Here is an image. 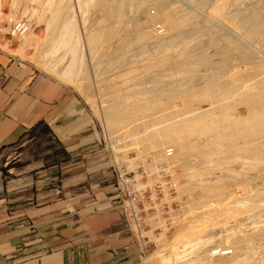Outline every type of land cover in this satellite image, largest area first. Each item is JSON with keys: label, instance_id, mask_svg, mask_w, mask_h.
<instances>
[{"label": "rangeland", "instance_id": "obj_1", "mask_svg": "<svg viewBox=\"0 0 264 264\" xmlns=\"http://www.w3.org/2000/svg\"><path fill=\"white\" fill-rule=\"evenodd\" d=\"M97 1L100 3V2H103L106 0H77V2H76V0H66V1L65 0H4L3 10H2V14L0 16V49L5 51V53L9 55L13 62L28 66L29 68L33 69L34 71L46 74V72L45 71L43 72L41 68H39L38 66H35L36 64L34 62L39 61V58H41V57L43 58L42 54L44 53L45 48L47 49V46L50 45L49 43H50L51 38L55 36V33H53V31L61 30L60 33L64 34V36L60 34L63 37L62 39L60 38L61 36L58 37L59 39H61L60 43H59L60 44L59 47L58 48L55 47V50L52 53H50L51 56L47 55L48 57L46 56V58L44 57V59H46V60L48 59L47 62H49L50 64L52 63V65L56 64V70L57 71L61 72V70H62V72H64L67 69L70 70L72 72V74L77 75V77L80 79L82 85L80 86L79 89L75 86H74L75 88L74 87L72 88L71 86L64 84L61 81V79L58 78L57 76H53V75L50 76L48 74H46V75L55 79L59 83L68 86L73 92H75V94H77V96L79 97L81 102L85 105L89 116L92 118V125L94 127V130L100 136L101 147L103 149H105L106 154H107L113 168H115L117 170L118 179H120V178H122V179H124V178L133 179V178H135L132 185H130V191L132 193H134L132 199H134L133 204L137 208V210H136V216L132 217V219H133V220H131L132 225L129 222V226L135 232L137 239L143 245V248H144L143 258L145 260V262H143L144 264H193V263L200 264V262L197 263V258H198V256L202 255L203 251H204L203 254H206L207 250L208 251L210 250L209 252L211 253V255H210V253L208 252V254L211 256L209 264L212 261H213L212 264H214V262H215V264H222V263L223 264H252V263L253 264H264V233H263V231H264V215L261 216L262 213H264V145L262 143L251 144V143H256V142L255 141L254 142L253 141L247 142V140H245L246 141V143H245V141H244L245 137H244L243 139L241 138L242 140H240V139L230 140L229 139L228 141H230V142H228L226 140L227 141L226 143L224 141V144L215 145V148L201 149L202 151L198 150L197 152H193L192 147L189 148L190 146H188V144L187 145H179L178 143L175 146L170 145V144H166L167 145L166 148L164 147L166 145H163L162 146L163 149H162V147L149 148L148 146L147 147L144 146L145 145L144 142L142 144V142H136V141L133 142V140L129 141V140L123 139V137L125 135L123 133L121 134V132L119 134L110 132L109 129L107 128V126L105 127L103 121L101 120V115H100L101 113H99V110L94 108V107L92 108L91 103L89 102V101L94 100L95 103H97L102 98L109 96L110 99H106V100H105V98L102 99V101L104 100L105 102H107V100H112L111 96H113V95L115 96L113 98H115L116 100L119 97L123 98V97H125V93L126 94L129 93V90L132 87V85L136 84L137 81H139V82L143 81L142 83H143V86L145 87V88L144 87L143 88L147 92H150V94H151V91L156 90V89H157L156 91L158 92V94H157L156 91H153V93L151 94V96H153V97L149 98L150 102L148 103L149 104L148 107L152 109V105L157 104L156 107H158L160 109L162 108L161 110H163V107H164V109L166 110L165 112H167V110L169 109L168 107L171 106L175 109L173 110V108L171 109V107H170L168 112H172V110H173L174 113L173 112L172 113L176 115V119H180L178 117L180 115H182L183 112L187 111V109L184 107L185 102H183L181 99H179L180 97H176V96H173V97L171 96L170 98L165 99L166 97L163 96L164 94L160 92V90L164 89V86L167 87L168 89H174L175 91L177 89V92L186 91L187 88L189 89L191 87H195L196 85H197L196 87L203 86L204 82H205L204 80H206L209 77H212L214 72H215L214 76L220 75V78H222L221 81L222 80L225 81L224 83H227L225 85H228V86L231 85L232 87L235 84H232V83L230 84V82H228V81H230L231 77L235 74H239V76L242 75L240 77L243 79V81L248 80L250 78V76L248 77L245 72L251 63V60H254V61H252V63H256L257 60H255V58L256 59L258 58L260 60V61L258 60V62H262L261 64H264V59H263L264 58V49H263L264 48V37H262V33L264 32V14H263L264 13V0H256L258 2L257 4H256L255 0H252V1L251 0L250 1L249 0H241V2L242 1L243 2L240 4V6L243 5L242 6L243 8H241L240 6L238 8L236 6H233V8H232V6H229L228 7L229 9H227V18L217 21L218 23L220 21H223L219 24H216L217 22H214L216 27L219 25L220 26L217 28L215 27L216 32L214 33V35H212L213 40H214V41L212 40L213 43L211 42V45H209L210 43H208L207 41L204 40L206 42L207 48H206V45L204 43L202 46L205 48L202 47V49H201L202 51L198 50V52L197 51H196V53L194 52L195 54L194 53L191 54L194 57H192L189 54L190 57L188 56V58H191V57L193 58V61H191L192 63H190V64H193V66H194V67L192 66L194 68V75H192V77H190V80L186 81V80L182 79L183 80L182 81L179 78H177V79L174 78V79H171L173 81L172 82L171 80H165L164 79L165 82L168 81L167 84H165L164 81L159 80L161 83L158 82L156 85L157 87L155 86V84L158 80L157 81H155V80L158 77L162 76V75H159V73H161V74L164 73L163 71H160V70L164 69V71L166 73V70L168 69V65H169V69L167 70V73H168V71H171V68L174 70L179 68V65H181V63L179 61H182V58L180 57L181 58L180 59L179 57L175 56L174 54L169 53L166 57L173 55V56L168 58V60H170L171 61L170 63H172V64H170L169 61L166 62L164 60V64L162 63V65H159V64L156 65V63H159L158 61H156V59H159V58L165 59L164 58L165 56L162 53H160V49L151 48L150 43H145L141 47V44L138 45L139 43L136 40H133V42H132L133 44L131 45V48L133 46L134 49L130 48L129 50H127V49H124L125 47L123 49L121 48L122 45L120 43H123V39H124V37H126V34L128 33L127 36H129L130 38H131V35L134 37L135 35H133L134 33L132 31L137 30V26H136L137 23H139L140 21L143 22V20H145L147 17V15L143 12V9L141 7H140V9H138L139 7H137V6H135L136 9L133 7L136 11L133 8L127 9V8L123 7L124 10L122 9V12H123L122 13L123 16L121 19L122 21L118 22L117 27L116 26L114 27L115 30L113 31L111 29V31H110V28H109L105 33L102 34V36H100V37L98 36V40L96 42L97 46L94 44L93 47L91 48V44L88 43V42H90V40H89L90 36H88V34L91 33V31H89V30L91 29V26H93V24L96 20V17H99L98 11H99V14L103 12V10H101V12H100L101 6L99 5V3ZM246 1H248V2L246 3ZM204 2L207 4V7H206V4L203 3V7L201 10L196 9L198 11V13L196 12V10H194L195 12L193 11L195 14H197V15L199 14L196 17L197 20H198V17H200L198 22L200 20L204 19L206 17V15L208 17V14H206V13H207V11H210L209 9H210L211 5L213 4V0H205ZM250 2H251V4H250ZM48 3H50V5ZM56 3H57V5H55ZM47 4H48V6H47ZM63 4L65 7L63 6ZM184 4H185V6H187L185 8L189 9L188 8L189 3L186 4L184 2ZM244 4H245V6H244ZM253 4L256 6L253 7L252 6ZM98 5H99V7H98ZM257 5H259V7ZM251 6L254 9H251ZM189 7H190V5H189ZM50 8H52V9L50 10ZM53 8H56L57 10L56 9L53 10ZM203 8L205 9V11H203L204 10ZM64 9H66V10H64ZM257 9H259L261 12L260 11H254ZM246 10H247V12L251 11L253 13L259 12L258 14L261 18V19L260 18L259 19L262 21L261 28L259 31V36H258V38L260 37L259 39H261L260 43L257 40L256 41L254 40L251 42L249 41V43L250 44L253 43V45H249L247 43L248 45L246 44V46H248L247 47L248 49L245 48L246 47L245 44H244V47L239 46V45H242L243 43L240 44V42H238L239 34H242V32H245L248 25L244 21L241 22L242 24L239 23L238 21L236 22L235 20H233V17H232L235 15V13H238V14L244 13V11H246ZM200 11H202V12L200 13ZM239 11H241V12H239ZM204 12H206V13H204ZM247 12L245 14L251 13V12H248V13ZM53 13H54V16H53ZM70 14L72 17L68 18V17H70ZM137 14H139V16ZM141 14H142V16H141ZM202 14L203 15L206 14V15L203 16ZM66 20H68V21H66ZM160 22L161 21H158V20L153 21L154 27L152 26V24H153L152 23L150 29L155 28L154 30H156L157 33H160L162 35V34H164V28L165 27H164V24H161L162 22L161 23ZM236 23H239V24H236ZM134 25H135V27H134ZM244 25H247V26H245L246 28H244ZM241 26H242V29H240ZM116 28H117V30H116ZM219 30H221V31H219ZM109 31H110V34H109ZM158 31H160V32H158ZM113 32H114V34H113ZM129 32H130V34H129ZM238 32H240V33H238ZM260 33H261V35H260ZM112 34H113V36H112ZM225 34H227V35H225ZM235 34L238 36H235ZM219 35H220V37H219ZM85 36H86V38H85ZM221 37H223V38L221 39ZM53 39H52V41H53ZM57 39H55L54 41H57ZM59 39H58V41H59ZM134 39H136V38L134 37ZM102 40H104V41H102ZM225 40H227V41H225ZM54 41H53V43H54ZM56 43H58V42H56ZM62 43L64 45H61ZM244 43H246V41ZM86 44H87V46H86ZM101 45H102V47H101ZM57 46H58V44H57ZM136 46L137 47L139 46L138 47L139 50ZM145 46H146V48H144ZM232 46H233V48H232ZM215 47H217V48H215ZM236 47L237 48L240 47V49L242 48L241 53H240V49H237ZM142 48H144L145 50ZM117 49H118V51H117ZM223 49H224V51H223ZM96 50L98 51V53ZM156 50L157 51L159 50L158 53ZM210 50H212V51H210ZM94 51H96V52H94ZM123 51H125V52H123ZM138 51H139V53H138ZM142 51H144V52H142ZM18 52H20V53H18ZM244 52H245V54H243ZM256 52H258V54ZM22 53L26 54L27 57H31V56L35 57L36 60L33 59L35 61L33 62V60H32V62H30V60H28L29 58H23V55H21ZM76 53H77V55H76ZM91 53H93V55ZM97 54L100 56H97ZM104 54L107 56H105ZM129 54H131V55H129ZM143 54H144V56L145 55L147 56V54H148V56H147L148 58L144 57ZM202 54H203V56H202ZM205 54H206V56H204ZM208 54L210 56V57L208 56L209 58L207 57ZM210 54H212L213 56L215 55V56L212 57V55H210ZM259 54H260V57H259ZM160 55H161V57H160ZM246 55H248V57ZM254 55H256L257 57L255 56V58H254ZM99 57H101V58L99 59ZM173 57H174V59H173ZM204 57L208 58V61H206L205 60L206 58H204ZM42 58L40 60H42ZM143 58L145 60L146 59L147 60L145 61ZM150 58L152 60L156 61V62L152 61L153 63L155 62L154 65L150 64L151 67L154 66L153 69H155V71L153 69L150 70V68H148L151 72H149L148 69L145 70L147 65L151 62ZM177 58H178V60H177ZM210 58L214 59L213 62H212V59H210ZM203 59H204V62H203ZM70 60H71V62H70ZM118 60L120 62H118ZM172 60H173V62H172ZM196 60H197V62H196ZM248 60H249V63L248 62L244 63V61H248ZM261 60H263V61H261ZM112 61H114V62H112ZM175 61H177V62H175ZM199 61H201V62H199ZM115 62L118 63V65H116ZM140 62H142V63H140ZM242 62H243V65H242ZM145 63H148V64H145ZM165 63H167L168 65H166ZM177 63H179V64H177ZM201 63L204 64L205 66L202 65ZM227 64H229V65H227ZM244 64H245V66H244ZM144 65H145V67H144ZM172 65H173V67H172ZM208 65H210V66H208ZM120 66H121V68H120ZM127 66H130V67L127 68ZM131 66H132V68H131ZM158 66L159 67L162 66L164 68L161 67V69H159V68L156 69L155 67H158ZM170 66H171V68H170ZM174 66H175V68H174ZM202 66H204V67H202ZM239 66H240V68H243V69H239V68L236 69ZM97 67H98V69H97ZM116 67L117 68L119 67V68L117 69ZM165 67H166V70H165ZM143 68H144V71H143ZM219 68H221V69H219ZM134 69H136L135 73H134ZM197 69H200V71H198ZM208 69H209V71H208ZM129 70H131V71H129ZM127 72L129 75L127 74ZM132 72H133V74H132ZM144 72L146 75H144ZM237 72H240V73H237ZM241 72H243V73H241ZM116 73H118V74H116ZM153 74H155V75L153 76ZM118 75H121V76L119 77ZM149 75H151V76H149ZM207 75H208V77H207ZM146 76L148 77V79L151 77L150 79L153 81H151L150 79L148 80L146 78ZM194 76H195V78H194ZM252 76L253 75H251V78H252ZM254 76H253V78H254ZM258 76H259V74H258ZM258 76H256L257 78L255 77L256 78V79H254L255 82L254 81L249 82V80H248L249 84L256 83L257 79L259 81ZM118 77L120 79H122V80H120L121 82L119 81V79H117ZM124 77H126V78H124ZM205 77H206V79H205ZM111 78L112 79L114 78V79L112 80ZM167 78L168 77H166V79ZM144 79L146 81L145 82L146 84L144 83ZM224 79H228V80L226 81ZM242 79H241V82H242ZM103 80H105V81H103ZM107 80H109V81H107ZM260 80L264 81V78L262 77V78H260ZM182 82H183V84H179ZM119 83H120V85H119ZM184 83L186 85H184ZM101 84H104V85H101ZM121 84L122 85L124 84L123 87ZM158 84H162L160 86L162 88H160L158 86ZM177 84H179L178 87H177ZM129 86H131V87H129ZM151 86H153L155 88H153ZM113 87H114L115 91H114ZM234 87L236 88L237 85H235ZM234 87H233V89H235ZM151 88L153 90H151ZM158 88L160 90H158ZM84 89H88L87 91L92 93V94H90L93 97V98H91V100H89L86 97L87 94H85V93L83 94V92H85ZM127 90H128V92H126ZM122 92H123V94H122ZM224 95L227 96V94H224ZM228 95L230 96V94H228ZM225 96H224L225 100H223L224 99L223 96H220L223 99L217 98L215 101L219 102V100H220L222 102V100H223L224 102H226V104L224 103L225 105H227L228 103L231 102L230 103L231 105L228 104L227 106H233V108L237 107L236 109H234V111L232 110L233 108L231 107V110H232L231 116H233L235 118H239V119L240 118L241 119L246 118L245 116L248 115L247 114L248 110L241 103H239L240 106L238 105V103L236 102L237 96L236 95H234L233 97L230 96L231 100L229 97H225ZM106 98H108V97H106ZM227 98H229V100ZM86 99H88L89 101L88 102L85 101ZM159 99H160V101H157ZM209 99H211V97L208 98L207 100L205 99L206 102L204 100H201L203 102H197V101L193 102L195 104V106L193 104L191 108L196 109V110L192 109V110H195L193 112H196V113H194V116H195V114H197V112H200L201 110H205V109H207V112H205V115L208 114L207 117H209V115L211 114L209 119L213 118L214 115H216L218 113L220 107H222V106H218L217 104L221 105L223 102L220 104V102L219 103L213 102L214 99H211V100H209ZM226 100H228L229 102ZM104 101L103 102L100 101L101 106H102V104L104 106V107L102 106L103 109L106 107V105L112 104V101H110V103L107 102L108 104L105 103ZM169 101L171 102V104L172 103H174V104L171 105L169 103ZM198 101H200V100H198ZM182 102H183V104H182ZM210 102H212V104L214 103L213 105H214V107L216 106L218 108L217 109L218 111L213 108V106ZM158 103H159V105H158ZM150 104H151V106H150ZM200 104L203 107L200 106ZM207 104H209V105H207ZM175 105H176V107H174ZM209 106H212V108L214 110H212V108H209ZM223 107H225V106L223 105ZM151 109L149 110V112L151 111V113H153L154 110L152 111ZM184 109H186V110L184 111ZM208 109L209 110L211 109L214 112V114H212L213 112L211 110L209 111ZM215 111H217L216 114H215ZM156 112L157 111H155L153 114H151L150 117L153 116V120L150 121V123L145 122V124L147 123L148 126L150 125L147 128L151 129V131H153L152 128H154L156 124L158 125V127L161 126L160 122L157 123L158 121H156L155 119L158 117V114L160 116V114L162 112H160L158 114ZM163 112H164V110H163ZM237 114L238 115L240 114V115L238 116ZM212 115H213V117H212ZM203 116H204V114H203ZM154 117H155V119H154ZM180 117L182 118L183 116H180ZM151 122L154 123V124L152 123L154 127L152 126ZM143 124L144 123H142V124L139 123V125L145 126ZM161 124H163V123H161ZM151 126H152V128H151ZM147 128L142 127L140 129L141 130L140 133H143L142 131L144 129H147ZM149 129H147V130L150 131ZM263 132H264V129H263ZM151 133L153 134V132H150V134ZM119 136H122V137H119ZM119 138L121 140H119ZM195 138H196V140H198L197 136ZM262 139H264V133H263L261 140H260V142L264 143V140H262ZM231 141H233V142H231ZM243 141H244V143H243ZM22 143L24 144V146L22 147L21 150H26L29 153V155L32 157H42V156H47V155L52 156L55 153H59L61 150L59 148L57 142L53 139V137L51 135L47 134L44 127L29 131L25 135V138L22 141ZM231 143H233V144H231ZM236 143H237V145H236ZM217 146H219L220 148L219 147L217 148ZM19 151L20 150L18 149V152ZM207 187L209 190L205 189ZM218 190L223 192V196H221L222 193L220 195L218 194ZM222 190H224V191H222ZM220 191H219V193H220ZM207 193H208V195H207ZM216 193L219 196L218 198L216 197ZM201 195L203 196V198ZM212 195H214V196H212ZM228 197L231 199H229ZM223 198L227 201V208H225L226 202ZM223 201L225 202V204ZM228 201H230V202H228ZM232 201H233V204H231V205H236V201L237 202L239 201L238 204L242 203L241 204V205H243L242 210H244V209L245 210L242 212L243 214L241 213L240 215H238L241 218L240 217L237 218L235 216H230L229 213L227 212V211H229L228 203L230 204ZM244 205H246V206H244ZM222 207H224L225 210H227V211H225V210L220 211L222 209ZM198 209H199V211H198ZM246 209H248V210H246ZM224 211H225V214L224 213L220 214L221 212H224ZM212 212L215 216L212 214ZM218 212H219L220 216L218 215ZM222 215H224V216H222ZM255 215L258 217H256ZM208 216H210V217H208ZM231 217H233V219H235V220H232ZM262 217H263V219H261ZM204 220H206V221H204ZM256 221H257V223H256ZM199 222L201 224H199ZM237 222H239V224ZM247 222H249V224ZM197 223H198V225H197ZM259 223H260V225H259ZM261 224H262V226H261ZM194 225L201 227V230L198 232V234L196 233L197 235L195 233L194 234L190 233V230L194 227ZM203 227H204V229H203ZM254 227H256V228H254ZM261 227H262V230H261ZM231 228H233V229H231ZM249 228H252L251 231L249 230ZM202 230H204V234H203ZM253 230L256 233V235L258 234V232L261 235L259 234L256 237L255 233H252ZM256 230L258 232H256ZM240 232L243 234H241ZM249 232H250V237L247 236V235H249L248 234ZM252 234H254V238H253ZM241 235H242V238L240 237ZM209 236L211 237V239ZM243 236L245 237L244 240H242L244 238ZM198 237H200V238H198ZM246 237L247 238L249 237V239L251 240L250 244H247V242L248 241L250 242V240L247 239ZM251 238H253V240ZM196 239L197 240L200 239L202 241L203 240L204 241H210L213 239L212 241L215 245H212L213 243L211 242L212 244L211 243H210V245L204 244V246L202 247L201 246L202 244L200 243L202 241L199 242V241H196ZM190 240H192V241L190 242ZM226 240H228V241H226ZM245 240H246V242H245ZM198 243L201 244V245L199 244L200 245L199 247L197 246ZM172 245H174V246H172ZM215 246L216 247L219 246V248L217 249ZM233 246H235V247H233ZM212 247H215V248L212 249ZM255 248L257 251L255 250ZM173 249H175V251ZM221 249L225 252H223V251L220 252ZM211 250H213V251H211ZM248 252H250V253H248ZM252 252H254L255 254H256V252H258L256 254L257 257L254 253L252 254ZM247 254H249V255H247ZM250 257L252 259V262H251ZM254 259H255V261H254ZM150 260H151V262H150ZM261 260H263V262ZM189 262H192V263H189ZM201 264H203V263L201 262Z\"/></svg>", "mask_w": 264, "mask_h": 264}, {"label": "crops", "instance_id": "obj_2", "mask_svg": "<svg viewBox=\"0 0 264 264\" xmlns=\"http://www.w3.org/2000/svg\"><path fill=\"white\" fill-rule=\"evenodd\" d=\"M41 127L59 153L21 150ZM117 174L77 94L0 49V264H144Z\"/></svg>", "mask_w": 264, "mask_h": 264}, {"label": "bare ground", "instance_id": "obj_3", "mask_svg": "<svg viewBox=\"0 0 264 264\" xmlns=\"http://www.w3.org/2000/svg\"><path fill=\"white\" fill-rule=\"evenodd\" d=\"M66 1V0H65ZM205 0H106V1H103V2H98L99 3V5L101 6V8H100V12H101V10H103V12L102 13H100L99 14V11H98V15H99V17H96V20H95V22H94V24H93V26H91V29L89 30V31H91V33L90 34H88V36H90V42H88L89 44H91V48L93 47V45L95 44L96 45V42H97V40H98V36L100 37V36H102V34L103 33H105L109 28H110V31H111V29L114 31L115 29H114V27L116 26L117 27V24H118V22H120V21H122L121 19H122V16H123V12H122V9H123V7L124 8H135L136 9V7L135 6H137V7H139L138 9H140V7L143 9V12L147 15V17H146V19L145 20H143V22L142 21H140L139 23H137V30H135V31H132L134 34L133 35H135L134 37L136 38V39H134V37L131 35V38L129 37V36H127V34H126V37H124V39H123V43H120L121 45H122V49L124 48V49H127V50H129L130 48H131V45L133 44L132 42H133V40H136L139 44L138 45H140L141 44V47H142V45H144L145 43H150L151 44V48H158V49H160V53H162L165 57V59H156V61H158L159 63H156V65L157 64H159V65H162V63L164 64V60L167 62V61H169V63L171 62L170 60H168V58L169 57H171V56H173V55H171V56H169V57H166L169 53H172V54H174L175 56H177V57H181L182 58V61H179L180 63H181V65H179V68H177V69H172L171 68V66H170V68H171V71H168V73H167V70L169 69V65L167 64V63H165L166 65H168V69L166 70V67H165V70H166V73H165V71H164V69L163 70H160V71H163L164 73L163 74H161V73H159V75H162V76H160V77H158L155 81H157L156 82V84H155V86L157 85V83L158 82H160L159 80H161V81H164V79L165 80H171V79H174V78H179V79H183V80H190V77H192V75H194V66H193V64H190V63H192L191 61H193V58L192 57H194V56H192L191 54H193L194 52L196 53V51L198 52V50L199 51H202L201 49H202V45L205 43V45H206V42L205 41H207L208 43H210L209 45H211V42L213 43V37H212V35H214V33L216 32V28L217 27H219V26H217L216 27V25L214 24V22H217V21H219V20H223V19H225V18H227V9H229L228 7L229 6H232V8H233V6H236L237 8L240 6V4L243 2H241V0H213V4L211 5V7H210V11H207V13L206 12H204V13H206V14H208V17H207V15L206 14H204V15H206V19L204 18V19H202V20H200L199 22H198V20H199V18L200 17H198V20H197V16L199 15H197V14H195L194 12V10H196V9H199V10H201L202 9V7H203V3H205L204 2ZM250 1V0H249ZM252 1V0H251ZM3 2H4V0H0V16H1V14H2V10H3ZM52 2V1H51ZM63 2V1H62ZM76 2H77V0H76ZM184 2L186 3V4H188V8L189 9H187V8H185V7H187V6H185V4H184ZM188 2V3H187ZM248 1H246V3H247ZM255 2H256V4L258 3L256 0H255ZM55 3V2H54ZM208 3V2H207ZM245 3V4H246ZM254 3V2H253ZM49 5H50V3H48ZM48 4H47V6H48ZM206 4V3H205ZM210 4V3H209ZM245 4H244V6H245ZM250 4H251V2H250ZM55 5H57V3L55 4ZM99 5H98V7H99ZM189 5H190V7H189ZM53 6V5H52ZM63 6H64V4H63ZM243 5H241L240 7L241 8H243L242 7ZM250 6V5H249ZM253 7L254 6H256V5H252ZM252 6H251V9H254V8H252ZM258 7H259V5H257ZM56 7V6H55ZM65 7V6H64ZM74 7V6H73ZM206 7H207V4H206ZM257 7V8H258ZM59 8V7H58ZM72 8V7H71ZM75 8V7H74ZM133 8V9H134ZM209 8V7H208ZM231 8V9H232ZM52 8H50V10H51ZM54 9H56V8H53V10ZM93 9V8H92ZM134 9V10H135ZM141 9V10H142ZM204 9V8H203ZM235 9V8H234ZM261 9V8H260ZM57 10V9H56ZM59 10V9H58ZM64 10H66V9H64ZM96 10V9H95ZM124 10V9H123ZM126 10V9H125ZM238 10V9H237ZM60 11V10H59ZM88 11V10H87ZM128 11V10H127ZM136 11V10H135ZM134 11V12H135ZM194 11V12H193ZM203 11H205V9L203 10ZM229 11V10H228ZM253 11V10H252ZM254 11H260L259 9H257V10H254ZM62 12V11H61ZM94 12V11H93ZM129 12V11H128ZM196 12L198 13V11L196 10ZM202 11H200V13H201ZM238 12V11H237ZM239 12H241V11H239ZM247 12V10L246 11H244V13H235V15L234 16H232L233 17V20H235L236 22L238 21L239 23H241L242 21H244L245 23H247V25H248V27H247V29L245 30V32H242V34H239V36L238 35H236L235 34V36H238V42H240V44L241 43H243L242 45H239V46H243L244 47V44H245V46H246V44L248 43L249 45H253V43H249V41L251 42V41H259V43H260V40L261 39H259L258 38V36H259V31H260V28H261V23H262V21L260 20L261 18H260V16H259V12L258 13H256V12H251V11H248V12H251L250 14H245ZM247 12V13H248ZM261 12V11H260ZM51 13V12H50ZM127 13V12H126ZM125 13V14H126ZM132 13V12H131ZM130 13V14H131ZM143 13V14H144ZM84 14V13H83ZM89 14V13H88ZM133 14V13H132ZM136 14V13H135ZM262 14V13H261ZM264 14V13H263ZM52 15V14H51ZM138 16H139V14H137ZM203 15V14H202ZM203 15V16H204ZM233 15V14H232ZM243 15V16H242ZM53 16H54V13H53ZM126 16V15H125ZM141 16H142V14H141ZM229 16V15H228ZM263 16V15H262ZM51 17V16H50ZM72 16H71V14H70V17H68V18H71ZM84 17V16H83ZM89 17V16H88ZM202 17V16H201ZM230 17V16H229ZM228 17V18H229ZM66 18V17H65ZM64 18V19H65ZM130 18V17H129ZM260 18V19H259ZM67 19V18H66ZM91 19V18H90ZM231 19V18H230ZM135 20V19H134ZM133 20V21H134ZM155 20H158V21H161L160 23L161 24H164V34H160V33H157L156 32V30H154V29H150L151 28V24L153 23V21H155ZM232 20V21H233ZM59 21V20H58ZM62 21V20H61ZM66 21H68V20H66ZM65 21V22H66ZM88 21V20H87ZM93 21V20H92ZM139 21V20H138ZM226 21V20H225ZM142 22V23H141ZM221 22H223V21H220L219 23H221ZM60 23V22H59ZM85 23V22H84ZM155 23V22H154ZM154 23L152 24V26L154 25ZM218 22L216 23V24H219ZM225 23V22H224ZM239 23H236V24H239ZM244 23V24H245ZM64 24V23H63ZM135 24V23H134ZM228 24V23H227ZM233 24V23H232ZM235 24V25H236ZM242 24V23H241ZM54 25V24H53ZM86 25V24H85ZM120 25V24H119ZM129 25V24H128ZM247 25H244V28H246L245 26H247ZM57 26V25H56ZM55 26V27H56ZM90 26V25H89ZM124 26V25H123ZM229 26V25H228ZM238 26V25H237ZM58 27V26H57ZM134 27H135V25H134ZM154 27V26H153ZM152 27V28H153ZM216 27V28H215ZM63 28V27H62ZM61 28V29H62ZM157 28V27H156ZM225 28V27H224ZM60 29V28H59ZM58 29V30H59ZM122 29V28H121ZM124 29V28H123ZM132 29V28H131ZM221 29V28H220ZM227 29V28H226ZM233 29V28H232ZM240 29H242V26H241V28ZM116 30H117V28H116ZM125 30V29H124ZM134 30V29H133ZM222 30V29H221ZM221 30H219V31H221ZM236 30V29H235ZM110 31H109V34H110ZM128 31V30H127ZM130 31V30H129ZM218 31V32H219ZM240 31V30H239ZM61 32V30H59V31H53V33H55V38L54 37H52L51 38V40H50V45H48L47 46V49L45 48V51H44V53L42 54L43 55V58H42V60H40L41 58H39V61H36V62H34L35 60H36V58L35 57H27V55L26 54H21V55H23V58H29L28 60H30V62H32V60L33 59H35V60H33V62L36 64L35 66H38L39 68H41L42 69V71L44 72H46V74H48V75H53V76H57L58 78H60L61 79V81L64 83V84H67V85H69V86H71L72 88L75 86V87H77L78 89L80 88V86L82 85V83H81V81H80V79L77 77V75H75V74H72V72L70 71V70H66V71H64V72H62V70H61V72L60 71H57L56 70V64L55 65H52V63L50 64L49 62H47V60L46 59H44V57L46 58V56L47 55H50V53H52L54 50H55V47H59V43H60V40L63 38L61 35H63L64 36V34H61L60 33ZM116 32V31H115ZM120 32V31H119ZM158 32H160V31H158ZM163 33V32H162ZM221 33V32H220ZM224 33V32H223ZM238 33H240V32H238ZM61 34V35H60ZM108 34V33H107ZM113 34H114V32H113ZM113 34H112V36H113ZM129 34H130V32H129ZM160 34V35H159ZM222 34V33H221ZM264 32L262 33V37H264ZM225 35H227V34H225ZM260 35H261V33H260ZM59 36H61L60 38L61 39H59L58 37ZM108 36V35H107ZM230 36V35H229ZM234 36V35H233ZM59 39V41H58V39ZM218 37V36H217ZM219 37H220V35H219ZM54 38V39H53ZM85 38H86V36H85ZM223 37H221V39H222ZM229 38V37H228ZM52 39H53V41L55 40V39H57V41H54V43H53V41H52ZM76 39V38H75ZM263 39V38H262ZM88 40V41H89ZM205 40V41H204ZM213 40V41H212ZM216 40V39H215ZM52 41V42H51ZM95 41V42H94ZM102 41H104V40H102ZM107 41V40H106ZM225 41H227V40H225ZM237 41V40H236ZM246 41V43H244ZM56 42H58V43H56ZM122 42V41H121ZM64 43V42H63ZM61 44V45H64V44ZM101 43V42H100ZM136 43V42H135ZM207 43V44H208ZM216 43V42H215ZM235 43V42H234ZM57 44H58V46H57ZM218 44V43H217ZM247 44V45H248ZM137 45V44H136ZM208 45V46H209ZM230 45V44H229ZM257 45V44H256ZM86 46H87V44H86ZM89 46V45H88ZM97 46V45H96ZM217 46V45H216ZM259 46V45H258ZM262 46V45H261ZM61 47V46H60ZM95 47V46H94ZM101 47H102V45H101ZM137 47V46H136ZM139 47V46H138ZM137 47V48H138ZM220 47V46H219ZM248 46H246L245 48H247ZM260 47V46H259ZM23 48V47H22ZM56 48V49H57ZM97 48V47H96ZM104 48V47H103ZM120 48V47H119ZM144 48H146V46L144 47ZM144 48H142V49H144ZM150 48V49H151ZM203 48H205V47H203ZM206 48H207V45H206ZM215 48H217V47H215ZM232 48H233V46H232ZM235 48V47H234ZM237 48V47H236ZM253 48V47H252ZM44 49V48H43ZM53 49V50H52ZM89 49V48H88ZM131 49H134L133 48V46H132V48ZM214 49V48H213ZM222 49V48H221ZM237 49H240V47H238ZM248 49V48H247ZM264 49V48H263ZM7 50V49H6ZM20 50V49H19ZM102 50V49H101ZM138 50H139V48H138ZM145 50V49H144ZM147 50V49H146ZM204 50V49H203ZM208 50V49H207ZM234 50V49H233ZM241 50H242V48L240 49V53H241ZM244 50V49H243ZM80 51V50H79ZM93 51V50H92ZM97 51V50H96ZM96 51H94V52H96ZM100 51V50H99ZM117 51H118V49H117ZM116 51V52H117ZM121 51V50H120ZM126 51V50H125ZM125 51H123V52H125ZM137 51V50H136ZM157 51V50H156ZM159 51V50H158ZM158 51H157V53H158ZM209 51V50H208ZM207 51V52H208ZM210 51H212V50H210ZM223 51H224V49H223ZM238 51V50H237ZM246 51V50H245ZM259 51V50H258ZM40 52V53H41ZM70 52V51H69ZM122 52V53H123ZM129 52V51H128ZM135 52V51H134ZM142 52H144V51H142ZM141 52V53H142ZM262 52V51H261ZM260 52V53H261ZM18 53H20V52H18ZM97 53H98V51H97ZM104 53V52H103ZM137 53V52H136ZM138 53H139V51H138ZM140 53V54H141ZM147 53V52H146ZM155 53V52H154ZM159 53V54H160ZM194 53V54H195ZM217 53V52H216ZM257 54H258V52H256ZM84 54V53H83ZM92 55H93V53H91ZM90 54V55H91ZM109 54V53H108ZM145 54V53H144ZM144 54H143V56H144ZM150 54V53H149ZM189 54L192 56L191 58H188V56H189ZM198 54V53H197ZM243 54H245V52L243 53ZM41 55V56H42ZM66 55V54H65ZM76 55H77V53H76ZM105 55V54H104ZM129 55H131V54H129ZM162 55V56H163ZM199 55V54H198ZM210 55H212V54H210ZM232 55V54H231ZM239 55V54H238ZM263 55V54H262ZM51 56V55H50ZM69 56V55H68ZM97 56H100V55H98L97 54ZM105 56H107V55H105ZM115 56V55H114ZM121 56V55H120ZM141 56V55H140ZM147 56H148V54H147ZM146 55L144 56V57H147ZM150 56V55H149ZM174 56V57H175ZM202 56H203V54H202ZM204 56H206V54L204 55ZM209 56V54L207 55V57ZM215 56V55H214ZM213 55H212V57H214ZM247 57H248V55H246ZM255 56L256 55H254V58H255ZM48 57V56H47ZM96 57V56H95ZM113 57V56H112ZM152 57V56H151ZM154 57V56H153ZM159 57V56H158ZM160 57H161V55H160ZM174 57H173V59H174ZM190 57V56H189ZM210 57V56H209ZM208 57V58H209ZM219 57V56H218ZM257 57V56H256ZM259 57H260V54H259ZM262 57V56H261ZM58 58V57H57ZM66 58V57H65ZM92 58V57H91ZM101 57H99V59H100ZM115 58V57H114ZM122 58V57H121ZM120 58V59H121ZM142 58V57H141ZM140 58V59H141ZM148 58V57H147ZM157 58V57H156ZM180 58V59H181ZM204 58H206V57H204ZM208 58H206L205 60L206 61H208ZM235 58V57H234ZM253 58V57H252ZM263 58V57H262ZM60 59V58H59ZM83 59V58H82ZM87 59V58H86ZM85 59V60H86ZM124 59V58H123ZM129 59V58H128ZM144 59V58H143ZM151 59V58H150ZM155 59V58H154ZM179 59V60H180ZM210 59H212V58H210ZM216 59V58H215ZM248 59V58H247ZM264 59V58H263ZM75 60V59H74ZM78 60V59H77ZM84 60V59H83ZM116 60V59H115ZM125 60V59H124ZM145 60V59H144ZM147 60V59H146ZM145 60V61H146ZM160 60V61H159ZM177 60H178V58H177ZM199 60V59H198ZM202 60V59H201ZM213 60L214 59H212V62H213ZM242 60V59H241ZM255 60H257V64L256 63H252V61H254V60H251V63H250V65L248 66V69L246 70V75L249 77L250 76V78L248 79L249 80V82H252V81H254V79H256L257 77L256 76H258V74H259V76H258V78H259V81H258V79H257V81H256V83H252V84H249V82H248V80H246V81H243V79L240 77V76H242V75H240L239 76V74H235V75H233L232 77H231V80L230 81H228V82H230V84L232 83V84H235V85H237V87L235 88L234 86V88L235 89H233V87L230 85V86H228V85H225V84H227V83H224L225 81H221V79L222 78H220V75L218 76V75H215L214 76V73H213V75H212V77H209V78H207L206 79V77H205V79L206 80H204L205 82H204V85L203 86H199V87H191V88H187V90L186 91H179V92H177V89H176V91L174 90V89H168L167 87H165L164 86V89H162V90H160L159 88H158V90H160V92L161 93H163L164 95V97H166L165 99H167V98H170L171 96L173 97V96H176V97H180L179 99H181L183 102H185V108L187 109V111H185L186 109H184V111L186 112H183V114L182 115H180V116H183L182 118L179 116L178 118H180V119H176V115L175 114H173L174 113V109L175 108H173V107H171V106H169L168 108L170 109V107H171V109L173 108V110H172V112H168V110H167V112H165L166 110L164 109V107H163V110H164V112H163V110H161L160 108H158V107H156L157 106V104H154V105H152V109L151 108H149L148 107V103L150 102V100H149V98H151V97H153V96H151V94L153 93V91H156V90H153L152 88H151V90H153V91H151V94H150V92H147L144 88V86H143V81H141V82H139V81H137L136 82V84H134V85H132V87L131 86H129V87H131L130 88V90H129V93H125V97H119L117 100L115 99V98H113V97H115L114 95L113 96H111L112 98V100H107V102H109L110 103V101H112V104H109V105H106V107L103 109V104H102V106H101V102H103L102 101V99H104L105 98V100L106 99H110L109 98V96H106V97H108V98H106V97H104V98H102L100 101H98L97 103H95V101L94 100H92V101H89V100H91V98H93L90 94H92V93H90V92H88L87 90L88 89H84L85 90V92H83V94L85 93V94H87V98L89 99H86L85 101H89L90 103H91V106H92V108L94 107V108H96V109H98L99 110V113H101L100 115H101V120L103 121V123H104V125H105V127L107 126V128L109 129V131L110 132H112V133H120L121 132V134L123 133L124 135V137H123V139H125V140H133V142L134 141H136V142H142V144H143V142H144V146H148L149 148H154V147H162L163 145H166V144H170V145H173V146H175L177 143L179 144V145H187L188 144V146H190L189 148H191L192 147V150H193V152H197L198 150H201V149H207V148H215V145H218V144H224V141H225V143L230 139V140H237V139H240V140H242L244 137H245V139H244V141L245 140H247V142H256V143H251V144H257V143H262L263 145H264V143L263 142H260V140H261V137H262V135H263V129H264V81H262V80H260V78H264V64H261L262 62H258V58L256 59L255 58ZM117 61V60H116ZM152 61H155V60H152L151 59V62ZM155 61V62H156ZM205 61V62H206ZM211 61V60H210ZM240 61V60H239ZM260 61V60H259ZM261 61H263V60H261ZM53 62V61H52ZM70 62H71V60H70ZM101 62V61H100ZM112 62H114V61H112ZM118 62H120L119 60H118ZM131 62V61H130ZM134 62V61H133ZM145 63V64H148L147 65V67H146V69L145 70H147L148 68H150V70L151 69H153V67L154 66H150V64H152V65H154V63L152 62V63ZM172 62H173V60H172ZM175 62H177V61H175ZM196 62H197V60H196ZM199 62H201V61H199ZM203 62H204V59H203ZM215 62V61H214ZM229 62V61H228ZM238 62V61H237ZM249 63V60L248 61H244V63ZM94 63V62H93ZM92 63V64H93ZM109 63V62H108ZM116 63V62H115ZM140 63H142V62H140ZM226 63V62H225ZM33 64V63H32ZM60 64V63H59ZM70 64V63H69ZM106 64V63H105ZM136 64V63H135ZM170 64H172V63H170ZM177 64H179V63H177ZM199 64V63H198ZM202 64V63H201ZM208 64V63H207ZM237 64V63H236ZM84 65V64H83ZM82 65V66H83ZM103 65V64H102ZM113 65V64H112ZM115 65V64H114ZM116 65H118V63H116ZM115 65V66H116ZM131 65V64H130ZM202 65H204V64H202ZM216 65V64H215ZM226 65V64H225ZM227 65H229V64H227ZM242 65H243V62H242ZM95 66V65H94ZM114 66V67H115ZM193 66V67H192ZM205 66V65H204ZM204 66H202V67H204ZM208 66H210V65H208ZM214 66V65H213ZM241 66V65H240ZM240 66L239 67H237L236 69H243V68H240ZM244 66H245V64H244ZM99 67V66H98ZM98 67H97V69H98ZM101 67V66H100ZM110 67V66H109ZM112 67V66H111ZM128 67H130V66H127V68ZM137 67V66H136ZM144 67H145V65H144ZM162 67V66H161ZM161 67H155L156 69L157 68H159V69H161ZM172 67H173V65H172ZM220 67V66H219ZM242 67V66H241ZM117 68V67H116ZM115 68V69H116ZM119 68V67H118ZM117 68V69H118ZM120 68H121V66H120ZM126 68V67H125ZM131 68H132V66H131ZM142 68V67H141ZM162 68H164V67H162ZM174 68H175V66H174ZM216 68V67H215ZM228 68V67H227ZM247 68V67H246ZM245 68V69H246ZM58 69V68H57ZM106 69V68H105ZM104 69V70H105ZM111 69V68H110ZM212 69V68H211ZM218 69V68H217ZM216 69V70H217ZM219 69H221V68H219ZM123 70V69H122ZM135 70L136 69H134V73H135ZM149 69H148V71L149 72H151ZM154 71H155V69H153ZM198 71H200V69H197ZM205 70V69H204ZM225 70V69H224ZM78 71V70H77ZM100 71V70H99ZM107 71V70H106ZM105 71V72H106ZM121 71V70H120ZM129 71H131V70H129ZM133 71V70H132ZM143 71H144V68H143ZM159 71V70H158ZM208 71H209V69H208ZM218 71V70H217ZM216 71V72H217ZM242 71V70H241ZM123 72V71H122ZM148 72V73H149ZM207 72V71H206ZM219 72V71H218ZM227 72V71H226ZM230 72V71H229ZM77 73V72H76ZM102 73V72H101ZM130 73V72H129ZM158 73V72H157ZM237 73H240V72H237ZM241 73H243V72H241ZM112 74V73H111ZM116 74H118V73H116ZM125 74V73H124ZM127 74H128V72H127ZM132 74H133V72H132ZM140 74V73H139ZM151 74V73H150ZM217 74V73H216ZM229 74V73H228ZM256 74V75H255ZM100 75V74H99ZM129 75V74H128ZM135 75V74H134ZM137 75V74H136ZM144 75H146L145 74V72H144ZM143 75V76H144ZM155 74H153V76H154ZM158 75V74H157ZM158 75V76H159ZM226 75V74H225ZM238 75V76H237ZM251 75H255L254 76V78H253V76H252V78H251ZM110 76V75H109ZM113 76V75H112ZM119 77L121 76V75H118ZM138 76V75H137ZM141 76V75H140ZM149 76H151V75H149ZM244 76V75H243ZM246 76V77H247ZM103 77V76H102ZM117 77V76H116ZM117 78V79H119V81L120 80H122V79H120V78ZM129 77V76H128ZM166 77H168L167 79H166ZM197 77V76H196ZM207 77H208V75H207ZM225 77V76H224ZM228 77V76H227ZM245 77V76H244ZM243 77V78H244ZM247 77V78H248ZM256 77V78H255ZM101 78V77H100ZM124 78H126V77H124ZM137 78V77H136ZM146 78L148 79V77L146 76ZM151 78V77H150ZM149 78V79H150ZM153 78V77H152ZM194 78H195V76H194ZM112 79V78H111ZM114 79V78H113ZM112 79V80H113ZM141 79V78H140ZM148 79V80H149ZM229 79V78H228ZM228 79H224V80H228ZM241 79H242V82H241ZM246 79V78H245ZM244 79V80H245ZM126 80V79H125ZM151 80V79H150ZM182 80V81H183ZM196 80V79H195ZM103 81H105V80H103ZM107 81H109V80H107ZM151 81H153V80H151ZM154 81V82H155ZM172 81V80H171ZM178 81V80H177ZM185 81V82H186ZM102 82V81H101ZM116 82V81H115ZM121 82V81H120ZM135 82V81H134ZM146 81H145V79H144V83H145ZM165 82V81H164ZM168 82V81H167ZM167 82H165V84H167ZM173 82V81H172ZM179 82V81H178ZM177 82V83H178ZM200 82V81H199ZM255 82V81H254ZM86 83V82H85ZM99 83V82H98ZM105 83V82H104ZM110 83V82H109ZM161 83V82H160ZM163 83V82H162ZM175 83V82H174ZM191 83V82H190ZM114 84V83H113ZM128 84V83H127ZM131 84V83H130ZM146 84V83H145ZM179 84H183V82L182 83H179ZM179 84H177V87H178V85ZM101 85H104V84H101ZM119 85H120V83H119ZM118 85V86H119ZM122 85V84H121ZM124 85V84H123ZM123 85H122V87H123ZM162 84H158V86L160 87ZM171 85V84H170ZM184 85H186L185 83H184ZM147 86V85H146ZM154 86V85H153ZM153 86H151V87H153ZM192 86V85H191ZM194 86V85H193ZM74 87V88H75ZM100 87V86H99ZM144 87V88H143ZM150 87V86H149ZM157 87V86H156ZM169 87V86H168ZM128 88V87H127ZM126 88V89H127ZM153 88H155V87H153ZM160 88H162V87H160ZM176 88V87H175ZM105 89V88H104ZM113 89H114V87H113ZM112 89V90H113ZM118 89V88H117ZM125 89V90H126ZM82 90V89H81ZM128 90L126 91V92H128ZM174 90V91H173ZM114 91H115V89H114ZM121 92V91H120ZM157 92V91H156ZM155 92V93H156ZM238 94H237V93ZM115 93V92H114ZM122 94H123V92H122ZM157 94H158V92H157ZM223 94V95H222ZM224 94H227V96H225ZM228 94H230V96H232L233 94L234 95H236L237 97V103H238V105H239V103H241L242 105H244L245 107H246V109L248 110V115H246L245 117L246 118H243V119H239V118H235V117H233V116H231V111L233 110L234 111V109H236V108H233V106H227L228 104L229 105H231L230 103H228L229 101V98H230V96L228 95ZM98 95V94H97ZM96 95V96H97ZM154 95V94H153ZM156 95V94H155ZM160 95V94H159ZM166 95V96H165ZM233 95V96H234ZM219 96V97H218ZM220 96H223V98H224V96L225 97H229V98H227L228 100H226V101H228L227 103V105H225L226 104V102H224L223 100H225V98L223 99L222 97H220ZM232 96V97H233ZM85 97V98H86ZM95 97V96H94ZM102 97V96H101ZM161 97V96H160ZM163 97V98H164ZM211 97V99H214L213 100V102H216L215 100L218 98V99H223L222 100V102L219 100V102H220V104L221 105H219V104H217L218 106H222V107H220V109H219V111L217 110L218 108L215 106L214 107V103L212 104V102H210L211 104H212V106H213V108L214 109H216L217 111H218V113H217V111H215V114L216 115H214V117H213V115H212V117L213 118H210L209 119V117L211 116V114L209 115V117H207V115H205V112H207V109H205V110H201L200 112H197V114H195V116H194V113H196V112H193V111H195L196 109L195 108H191L192 107V105L194 104L193 102H203V101H201V100H204L205 101V99L207 100L208 98H210ZM83 98V97H82ZM117 98V97H116ZM98 99V98H97ZM161 99V98H160ZM160 99L159 100H157V101H160ZM211 99H209V100H211ZM152 100V99H151ZM169 100V99H168ZM198 100H200V101H198ZM208 100V101H209ZM230 100H231V98H230ZM153 101V100H152ZM151 101V102H152ZM163 101V100H162ZM171 101V100H170ZM169 101V103L171 104V102ZM105 102V101H104ZM107 102H105V103H107ZM154 102V101H153ZM152 102V103H153ZM165 102V101H164ZM183 102H182V104H183ZM206 102V101H205ZM218 101L216 102V103H219ZM235 102V101H234ZM151 103V104H152ZM168 103V104H169ZM225 103V104H224ZM108 104V103H107ZM147 104V105H146ZM151 104H150V106H151ZM174 103H172L171 105H173ZM202 104V103H201ZM200 104V106H202ZM206 104V103H205ZM90 105V104H89ZM158 105H159V103H158ZM207 105H209V104H207ZM216 105V104H215ZM223 105L225 106V107H223ZM237 105V106H238ZM241 105V106H242ZM178 106V105H177ZM194 106H195V104H194ZM206 106V105H205ZM212 106H209V108H212ZM227 106V107H226ZM240 106V105H239ZM238 106V107H239ZM174 107H176V105L174 106ZM198 107V106H197ZM203 107V106H202ZM231 107L233 108L232 110H231ZM166 108V107H165ZM212 108V110H214ZM154 110V112L155 111H157L156 113L158 114V113H160V112H162L161 114H160V116H159V114H158V117L155 119V117H154V119L156 120V121H158L157 123H159L160 122V125L161 126H159L158 127V125L156 124L155 125V127L153 126V122H151V124H152V126L154 127V128H152V126H151V128H152V130L153 131H151V129H149V128H147V127H149L148 125H147V123L145 124V122H149L150 123V121H152L153 120V116L152 117H150L151 116V114H153V113H151V111L149 112V110ZM183 109V108H182ZM192 109H195V110H192ZM179 110V109H178ZM209 110V109H208ZM211 110V109H210ZM209 110V111H210ZM211 110V111H212ZM171 111V110H170ZM182 111V110H181ZM213 112V111H212ZM211 112V113H212ZM98 113V114H99ZM149 113V114H148ZM182 113V112H181ZM180 113V114H181ZM200 113V114H199ZM209 113V112H208ZM177 114V113H176ZM203 114H204V116H203ZM212 114H214V112L212 113ZM233 114V113H232ZM178 115V114H177ZM238 115V114H237ZM240 115V114H239ZM238 115V116H239ZM156 116V115H155ZM149 118V119H148ZM235 118V119H234ZM139 123H144L143 125H145V126H141V125H139ZM161 123H163V124H161ZM147 125V126H146ZM142 127H146L147 129H149L150 131H148L147 129H142L143 131V133H140V129L142 128ZM150 132H153V134L151 133L150 134ZM181 134V135H180ZM198 137V140H196V138L195 137ZM116 137V136H115ZM119 137H122V136H119ZM242 138V139H241ZM119 140H121L120 138H119ZM227 140V141H226ZM262 140H264V139H262ZM244 141H243V143H244ZM228 142H230V141H228ZM231 142H233V141H231ZM239 143V142H238ZM245 143H246V141H245ZM134 144V143H133ZM228 144V143H227ZM231 144H233V143H231ZM249 144V143H248ZM250 144V145H251ZM141 145V144H140ZM169 145V146H170ZM236 145H237V143H236ZM235 145V146H236ZM245 145V144H244ZM229 146V145H228ZM234 146V145H233ZM165 148L167 147V145L166 146H164ZM219 146H217V148H218ZM220 148V147H219ZM162 149H163V147H162ZM263 150V149H262ZM202 151V150H201ZM200 152V151H199ZM198 152V153H199ZM201 153V152H200ZM202 162V161H201ZM220 188V187H219ZM218 188V189H219ZM205 189H207V190H209L208 189V187L207 188H205ZM204 190V189H203ZM202 190V191H203ZM219 191L220 190H218V194L220 195L221 193V196H223V192H221L220 191V193H219ZM222 191H224V190H222ZM203 193V192H202ZM225 193V192H224ZM205 194V193H204ZM207 195H208V193H207ZM215 195V194H214ZM214 195H212V196H214ZM202 196V195H201ZM210 196V195H209ZM211 196V197H212ZM220 196V197H221ZM235 196V195H234ZM216 197L218 198L219 196L217 195V193H216ZM232 197V196H231ZM202 198H203V196H202ZM229 198V197H228ZM227 198V199H228ZM224 199V198H223ZM229 199H231V198H229ZM225 200V199H224ZM235 200V199H234ZM224 202V201H223ZM225 202H226V204H225ZM225 202H224V204L226 205L225 206V208H227V201L225 200ZM228 202H230V201H228ZM239 202V201H238ZM238 202L236 201V205H231V204H233V201L229 204L228 203V208H229V211H227V210H225V208L224 207H222V209L220 210V211H222V210H225V211H227L228 213H229V215L230 216H235V217H240V216H238V215H240L244 210H242V206L243 205H241V204H238ZM244 206H246V205H244ZM248 206V205H247ZM224 208V209H223ZM196 209V208H195ZM220 209V208H219ZM249 209V208H248ZM248 209H246V210H248ZM198 211H199V209H198ZM225 211L224 212H221L220 214H222V213H224L225 214ZM214 212V211H213ZM213 212H212V214H213ZM262 213V212H261ZM205 214V213H204ZM220 214H219V212H218V215L220 216ZM243 214V213H242ZM249 214V213H248ZM260 214V213H259ZM214 215V214H213ZM228 215V216H229ZM264 215V213H262V215L261 216H263ZM203 216V215H202ZM205 216V215H204ZM215 216V215H214ZM222 216H224V215H222ZM221 216V217H222ZM226 216V215H225ZM229 216V217H230ZM249 216V215H248ZM256 216V215H255ZM200 217V216H199ZM198 217V218H199ZM208 217H210V216H208ZM253 217V216H252ZM256 217H258V216H256ZM260 217V216H259ZM203 218V217H202ZM218 218V217H217ZM224 218V217H223ZM241 218V217H240ZM200 219V218H199ZM222 219V218H221ZM231 219L232 220H235V219H233V217H231ZM254 219V218H253ZM259 219V218H258ZM261 219H263V217L261 218ZM260 219V220H261ZM203 220V219H202ZM216 220V219H215ZM230 220V219H229ZM231 220V221H232ZM204 221H206V220H204ZM249 221V220H248ZM202 222V221H201ZM228 222V221H227ZM250 222V221H249ZM249 222H247L248 224H249ZM252 222V221H251ZM260 222V221H259ZM205 223V222H204ZM230 223V222H229ZM238 224H239V222H237ZM255 223V222H254ZM256 223H257V221H256ZM199 224H201L200 222H199ZM247 224V225H248ZM251 224V223H250ZM197 225H198V223H197ZM197 225H194V227L190 230V233H197L198 234V232L201 230V227L200 226H197ZM246 225V224H245ZM254 225V224H253ZM259 225H260V223H259ZM212 226V225H211ZM243 226V225H242ZM261 226H262V224H261ZM206 227V226H205ZM217 227V226H216ZM230 227V226H229ZM234 227V226H233ZM259 227V226H258ZM247 228V227H246ZM254 228H256V227H254ZM203 229H204V227H203ZM231 229H233V228H231ZM251 229L252 228H249V230L251 231ZM227 230V229H226ZM261 230H262V227H261ZM260 230V231H261ZM202 232H203V234H204V230H202ZM237 232V231H236ZM245 232V231H244ZM256 232H258L257 230H256ZM221 233V232H220ZM241 233V232H240ZM252 233H255L254 232V230L252 231ZM263 233H264V231H263ZM196 234V235H197ZM241 234H243V233H241ZM249 235H247V236H249L250 237V232L248 233ZM260 233L258 232V234L256 235V233H255V235H256V237L259 235ZM246 235V234H245ZM244 235V236H245ZM261 235V234H260ZM202 236V235H201ZM243 236V237H244ZM252 236H253V238H254V234H252ZM205 237V236H204ZM203 237V238H204ZM210 237V236H209ZM241 238H242V235L240 236ZM249 237L247 238V239H249ZM195 238V237H194ZM198 238H200V237H198ZM206 238V237H205ZM215 238V237H214ZM213 238V239H214ZM253 238H251L252 240H253ZM210 239H211V237H210ZM212 239V240H213ZM240 239V238H239ZM245 239V237L242 239V240H244ZM206 240V239H205ZM208 240V239H207ZM212 240H210V241H202V240H197L196 239V241H202V242H200V243H198L197 244V246L199 247L200 245L203 247L204 246V244H209L210 245V243L212 242L213 243V241ZM241 240V239H240ZM250 240V239H249ZM192 240H190V242H191ZM226 241H228V240H226ZM194 242V241H193ZM244 242V241H243ZM245 242H246V240H245ZM244 242V243H245ZM196 243V242H195ZM211 243V244H212ZM251 243V240H250V242L248 241L247 242V244H250ZM254 243V242H253ZM194 244V243H193ZM200 244V245H199ZM195 245V244H194ZM212 245H215L214 243L212 244ZM211 245V246H212ZM239 245V244H238ZM172 246H174V245H172ZM196 246V245H195ZM230 246V245H229ZM242 246V245H241ZM216 247V246H215ZM215 247H212V249H214ZM233 247H235V246H233ZM246 247V246H245ZM211 248V247H210ZM217 249L219 248V246L218 247H216ZM196 249V248H195ZM245 249V248H244ZM249 249V248H248ZM174 251H175V249H173ZM250 250V249H249ZM252 250V249H251ZM254 250V249H253ZM255 250H256V248H255ZM210 251V250H209ZM208 250L206 251L207 253L206 254H203V252H202V255H200V256H198V258H197V263L198 262H200V264H201V262L203 263V264H209V261H210V259H211V253L209 252ZM211 251H213V250H211ZM221 251H223L222 249L220 250V252ZM257 251V250H256ZM200 252V253H201ZM208 252L210 253V255L208 254ZM223 252H225V251H223ZM259 252V251H258ZM258 252H256V254L258 253ZM197 253V252H196ZM247 253V252H246ZM248 253H250V252H248ZM254 252H252V254H253ZM179 254V253H178ZM255 254V253H254ZM255 254V255H256ZM216 255V254H215ZM247 255H249V254H247ZM254 255V256H255ZM241 256V255H240ZM251 256V255H250ZM246 257V256H245ZM249 257V256H248ZM247 257V258H248ZM256 257H257V255H256ZM170 258V257H169ZM255 258V257H254ZM259 258V257H258ZM250 259H251V257H250ZM171 260V259H170ZM212 261V260H211ZM235 261V260H234ZM250 261V260H249ZM254 261H255V259H254ZM258 261V260H257ZM262 262H263V260H261ZM150 262H151V260H150ZM170 262V261H169ZM183 262V261H182ZM196 262V261H195ZM213 262V261H212ZM212 262L210 263V264H212ZM238 262V261H237ZM251 262H252V259H251ZM188 263V262H187ZM189 263H192V262H189ZM193 264H195V263H193ZM214 264H215V262H214ZM223 264V263H222ZM253 264V263H252Z\"/></svg>", "mask_w": 264, "mask_h": 264}, {"label": "built area", "instance_id": "obj_4", "mask_svg": "<svg viewBox=\"0 0 264 264\" xmlns=\"http://www.w3.org/2000/svg\"><path fill=\"white\" fill-rule=\"evenodd\" d=\"M134 179L135 178L133 179L120 178L117 181V186L122 197H120V199L116 203L118 204V206H120L124 221L128 226H129V222L132 225L131 220H133L132 217L136 216V210H137V208L133 204L134 199H132L134 193L130 191V185H132Z\"/></svg>", "mask_w": 264, "mask_h": 264}, {"label": "trees", "instance_id": "obj_5", "mask_svg": "<svg viewBox=\"0 0 264 264\" xmlns=\"http://www.w3.org/2000/svg\"><path fill=\"white\" fill-rule=\"evenodd\" d=\"M44 129H45V127H44ZM47 131V130H46Z\"/></svg>", "mask_w": 264, "mask_h": 264}]
</instances>
